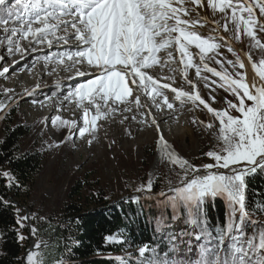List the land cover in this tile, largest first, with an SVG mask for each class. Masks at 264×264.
Listing matches in <instances>:
<instances>
[{"label":"snow or ice","instance_id":"obj_1","mask_svg":"<svg viewBox=\"0 0 264 264\" xmlns=\"http://www.w3.org/2000/svg\"><path fill=\"white\" fill-rule=\"evenodd\" d=\"M185 3L186 0H26V2L14 0L9 5L7 0H0V23L4 25L9 55L21 50L18 41L13 39L17 34L20 39L28 41L29 45L46 42L51 46L52 38L64 43L75 40L77 45H83L75 52L60 54L58 59L53 58L62 65L65 64V57L72 61L73 63L65 65L66 69L83 65L86 61L89 69L95 71L94 78L79 84L64 97L65 101L75 99L77 107L83 109V126L78 128V134L82 138L86 133L96 131L98 120L106 119L118 110L131 112L133 104L137 109H148V115H152V106L142 103L143 96L151 98L156 108L163 110L166 106L172 110L174 105L164 90L174 93V98L182 104L183 98L194 104L198 101L197 106L202 105L214 117L217 123H209L206 127L217 134L221 146L218 151L209 150L205 153L211 162L200 167L190 164L170 150L163 136L159 138L164 145L163 158L177 165L183 173V175L177 173L179 184L171 189L174 195L169 198V202L174 208L183 205L190 210L188 222L200 228L201 235L207 233L208 243L201 246L199 258L196 260L169 258V253L165 252L163 258H160L159 254H154V258L147 259L146 264H264V223L252 219L253 213L248 210L245 203L246 177L255 174L257 169L264 171V42H262L264 38L258 35V32L264 33V19L257 18L256 14L258 9L259 17L264 18V0L206 2V7L213 12L224 13L225 22L222 26L224 33L230 31L231 24L237 41L241 38V32L250 38L252 42L250 51L243 53L246 59L233 49L229 37L225 35L204 37L196 31L197 26H204L198 12V9L205 7L202 0H191L195 5L192 8L186 7ZM20 8L23 11H20ZM226 10H230L231 14L229 15ZM193 12L198 18H184L190 17ZM212 23L217 24L213 32H218L219 23L215 20ZM17 24L20 26L16 27ZM61 30L64 34L57 35ZM217 39L223 41V45L218 43ZM2 43L3 41H0V44ZM190 46L198 49L196 55L199 56V64L193 63ZM222 46L232 53L235 60L226 57L216 58L222 56L217 52ZM257 48L261 53L258 60L251 54V49ZM173 49L180 56V64L183 65L187 83L191 85V92L173 87L169 83H160L151 74L156 65H171L175 61ZM161 52L166 53V57L159 56ZM208 53L216 55L208 56ZM206 58L215 60L221 70L210 67L206 63ZM3 59L4 57L0 56V61ZM225 64L231 67L234 75L225 68ZM201 65L203 71L219 78V81H210L209 77L201 76ZM249 65L254 75L249 76V73L244 71ZM188 68H195L197 78L205 81L206 88L216 84L233 97L224 98L227 108L216 109L211 106L212 103H216L215 96L211 97L209 103L200 95L197 83L187 79ZM170 70L174 71L171 68ZM8 72L9 68L4 67L0 75ZM75 72L77 76L87 74L80 68H75ZM2 91L8 94L12 90L4 88ZM4 107L5 105L0 103V109ZM92 109L95 110L94 113ZM229 109L238 115H233ZM124 119L127 120L129 117L125 116ZM131 119H136V116L133 115ZM52 123L53 125L58 123L60 126L75 125L74 121H65L60 117H55ZM152 124H157L155 117ZM91 142L88 141L89 144ZM212 169L217 171L212 172ZM220 169L227 171L221 172ZM3 175L9 180L8 186H12L14 178L7 172ZM169 183L172 181L169 180ZM15 186L21 187L18 182ZM151 187L149 180L147 190L151 191ZM218 195L227 196L232 212L226 228L212 236L200 217L205 198ZM10 203L7 200L3 201L5 206H9ZM257 211L264 213V205ZM34 217L35 214L33 217L21 215L20 209L16 208L15 222L19 227L15 231L18 240L26 239L20 234V229L26 227L25 221ZM39 219L44 220L45 217L41 216ZM245 220L253 225L260 224L261 230L258 235L254 233L252 237L247 236ZM31 232L35 235L37 229L33 227ZM201 235H197V240L201 239ZM225 238L229 241L226 249L222 247ZM106 239L118 242L116 236H109ZM213 241L217 243L213 245ZM42 245L43 248L48 247L42 241L33 245L37 251L26 254L25 264H47L40 251ZM149 251L154 252L147 245L139 248L141 257ZM170 251H176L175 244ZM53 264H63V258L54 260ZM140 264H145V260L142 259Z\"/></svg>","mask_w":264,"mask_h":264},{"label":"rangeland","instance_id":"obj_2","mask_svg":"<svg viewBox=\"0 0 264 264\" xmlns=\"http://www.w3.org/2000/svg\"><path fill=\"white\" fill-rule=\"evenodd\" d=\"M7 2L11 4L14 0H7ZM206 2L207 0H202L205 7L198 9L199 18L202 20L204 26H197L196 31L204 37L210 35L217 37L218 35H225L229 37L233 49L238 54H241L242 58L246 59L243 53L250 51L252 43L250 38L241 32V38L237 41L234 38V32L231 30L233 28L231 24L229 25L230 31L224 33L222 27L225 22L224 13H220L219 11L213 12L212 9L206 7ZM185 6L189 8L195 7L191 3V0H186ZM226 11H228L229 15L231 14L230 10ZM256 14L257 18L264 19L259 17L258 9L256 10ZM244 15L246 16L247 14L245 13ZM184 18L196 19L198 17L193 12L190 17ZM213 20L217 21L220 25L218 32H213V29L217 28V24L212 23ZM9 26H12L11 22ZM15 26L19 27L20 25L17 24ZM38 26L34 25V27ZM3 29L4 25L0 23V41H3L0 44V56H3L5 59H3V63V60L0 61V71L4 67H8L9 72L5 75H0V103L5 105L3 109H0V119L9 108L7 105H11V108L19 110L24 122L27 126L33 128L37 136L41 138L45 137L52 144L50 156L44 160L36 182L37 191L35 195L42 198L46 203L60 200L64 195L70 177L73 174L81 175L85 173L95 162L99 163V176L105 184L110 198L113 200L130 196L127 188L128 184L132 182L136 185L137 194H147L154 198L157 195L153 196L152 190H147L149 180H151V183L155 182L157 185H166V190L178 186L177 173L183 175L182 170L177 165H173L163 158L164 145L159 139L161 136L167 142L170 150L197 167L211 162L205 153L209 150H219L221 145L217 140V134L212 129L206 127L209 123H217L212 114L208 113L202 105L197 106L198 101L194 104L187 100V98H183L184 103L182 104L174 98L175 94L169 92L170 90L164 91L174 107L172 110L165 107L168 112H174L172 114L178 113L175 118L170 117V119H165L166 113L160 109L159 111L155 110L151 98L143 96L142 103L152 106V115H148V109H137L133 104L131 105V112H121L118 110L119 112L116 111L106 119L98 120V127L94 133H86L85 137H80L78 128L83 126V109L77 107L75 99L65 101L64 97L79 84L86 83L89 79L94 78L95 71L89 69L85 61L83 65H75V68H80V70L85 71L87 74L77 76L75 68H65V65L73 63L72 61H68L65 57V64L62 65L58 64L53 58L56 57L58 59L60 54L75 52L83 47V45H77L75 40L64 43L63 41H56L54 38H52L53 43L51 46L46 42L29 45L28 41L20 39L19 34H17L13 39L18 41L21 50L19 52L14 51L13 54L9 55L7 51L8 42ZM63 34L62 30L57 33V35ZM258 35L264 38V33L258 32ZM217 42L222 45L224 43L218 39ZM189 51L193 54V63L199 64V56L196 55L198 49L190 46ZM217 52L222 54V56H217V59L226 57L227 59L235 60L232 53H229L224 46L219 48ZM251 54L257 60L261 55L258 48L251 49ZM158 55L166 57V53L163 52ZM173 55L175 56V61L171 65H156L151 74L160 83H169L173 87L191 92V85L187 83L183 65L180 64V56L174 49ZM214 55L216 54L208 53V56ZM206 63L210 67L221 70L220 65L216 64L215 60L206 58ZM170 68L174 69V71H171ZM225 68L232 73L230 66L225 64ZM186 71L187 79L197 83V91L206 101L211 103V97H216V103H212V107L216 109L227 108L224 98L233 99L229 93L219 88L216 84H212L211 87L206 88L204 86L205 81L197 78L195 68H188ZM244 71H247L249 76L254 75L251 72L250 65ZM232 74L234 75V73ZM201 76L209 77L210 81H219V78L203 71V68ZM15 79H21V82L16 84ZM37 85H39L38 88L36 87ZM4 88L11 89L12 91L5 94L2 91ZM157 99L159 100L160 98ZM94 111L92 109L93 113ZM229 111L232 110L229 109ZM232 114L238 115L234 111H232ZM133 115L136 116V119H131ZM153 115L157 124H152ZM125 116L129 117V119L125 120ZM55 117H60L65 121H74L75 125L60 126L58 123L57 125H53L52 120ZM201 121L204 123H200ZM89 140L92 141L91 144L88 143ZM150 145H153L154 149L146 159L148 165L147 179L146 181H141L137 179V176L140 175L137 166L145 160L146 152L144 150L146 146ZM119 155H122L125 160L119 159ZM203 171L201 168V172ZM211 171L216 172L217 169H212ZM219 171L226 172L227 170L220 169ZM5 172L7 171L3 170L1 172L2 175ZM6 179L8 180V178ZM169 180L172 181L171 184ZM138 188L141 190L137 191ZM218 196L223 197L225 195ZM35 202L36 200L30 202L29 205L35 207ZM17 208L20 209L21 215L28 213V216L32 217L27 206L20 205ZM31 219H29V223L25 221L28 228L27 237L32 240V243L29 241V246L22 254L21 260L24 262L26 254L33 249V244L40 242L34 239V235L31 232L33 228ZM262 219L264 220V216H262ZM45 243L47 244L48 242ZM47 245V248H43L42 245L40 251H42L43 256L46 258L47 264H53V250L50 247V242ZM35 251L37 250L35 249Z\"/></svg>","mask_w":264,"mask_h":264},{"label":"trees","instance_id":"obj_3","mask_svg":"<svg viewBox=\"0 0 264 264\" xmlns=\"http://www.w3.org/2000/svg\"><path fill=\"white\" fill-rule=\"evenodd\" d=\"M51 149L49 140L37 136L17 108L9 107L3 113L0 119V264H21L22 254L29 246L27 226L20 229V234L26 238L23 241L17 239L15 231L19 227L15 222L16 208L20 205L27 206L32 217L35 214L31 219L32 227L37 229L34 239L50 242L54 260L63 258V264H140L142 259L146 264L154 254L163 258L165 252L169 253V258H199L201 246L208 243L207 233L201 235L200 228L188 222V208L172 206L169 198L174 193L166 190V185L151 183L152 195H157L154 198L137 194L132 182L127 188L130 196L113 200L99 176V163L95 162L85 173L70 177L60 200L46 203L36 196L37 178ZM153 149V145L145 147V160L137 166L138 180L147 179L146 159ZM119 159L125 160L122 155ZM3 170L14 178L12 186H8L9 180L1 173ZM16 182L21 187L17 188ZM246 185L245 203L253 213L252 219L264 223V213L257 211L264 205V171L257 169L255 174L246 177ZM4 200L10 201V205L5 206ZM35 200L36 206H30ZM231 212L226 195L209 196L205 198L200 220L212 236H216L230 222ZM41 216L45 219L40 220ZM244 224L249 237L254 233L258 235L261 230L260 224L253 225L248 220ZM197 235H201V239L197 240ZM109 236H116L120 242L108 241ZM216 243L213 241V245ZM228 243L225 238L222 247L226 249ZM173 244L175 252L170 251ZM145 245L154 252H146L141 257L139 248Z\"/></svg>","mask_w":264,"mask_h":264},{"label":"bare ground","instance_id":"obj_4","mask_svg":"<svg viewBox=\"0 0 264 264\" xmlns=\"http://www.w3.org/2000/svg\"><path fill=\"white\" fill-rule=\"evenodd\" d=\"M5 60V59H4ZM4 60L2 61V63L4 62ZM166 76V75H165ZM15 82H16V84H18V83H20L21 82V79H15ZM170 92V91H169ZM173 95V94H172ZM173 98V97H172ZM178 107V106H177ZM155 108V110H157V111H159V108H156V107H154ZM178 109V108H177ZM161 110V109H160ZM163 111H164V113H166V118L165 119H170V117H173V118H175V116H176V114H178V113H176V114H172V113H174V112H172V113H170V112H168V110L166 109V107L165 108H163ZM119 112V111H118ZM176 112H177V110H176ZM144 113V112H143ZM154 116V115H153ZM178 116V115H177ZM155 117V116H154ZM156 117H159V116H156ZM172 118V119H173ZM177 118V117H176ZM34 245V244H33ZM33 247V246H32ZM31 251H35V249L33 248Z\"/></svg>","mask_w":264,"mask_h":264},{"label":"water","instance_id":"obj_5","mask_svg":"<svg viewBox=\"0 0 264 264\" xmlns=\"http://www.w3.org/2000/svg\"><path fill=\"white\" fill-rule=\"evenodd\" d=\"M26 215L28 216V213H26ZM26 222L29 223V220L26 221ZM30 227H31V226H30ZM29 241L32 243V240H31V239H29ZM48 243H49V242H48ZM48 243H47V244H48ZM26 252H27V251H26ZM21 264H25V262L21 260Z\"/></svg>","mask_w":264,"mask_h":264}]
</instances>
